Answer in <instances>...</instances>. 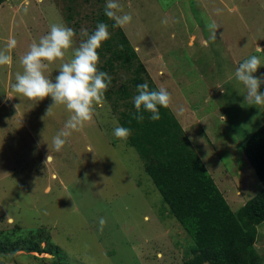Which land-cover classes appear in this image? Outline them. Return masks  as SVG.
Here are the masks:
<instances>
[{"label": "rangeland", "instance_id": "obj_1", "mask_svg": "<svg viewBox=\"0 0 264 264\" xmlns=\"http://www.w3.org/2000/svg\"><path fill=\"white\" fill-rule=\"evenodd\" d=\"M119 3L118 14L130 12L133 19L115 27L104 15L106 0L0 5V50L12 56L11 64L0 65V233L14 240L13 231L33 236L40 231L49 238L48 243L41 239V248L52 249L26 252L20 245L0 253V264H184L193 258L192 240L169 213L138 154L127 138L113 135L126 99L115 102L113 93L104 92L103 102L93 105L92 120L54 152L52 137L63 129L69 111L58 104L46 113L51 97L30 100L12 89L16 74L23 72L21 57L52 23L71 27L75 35L46 76L54 79L60 64L70 60L87 38L84 30L90 34L104 22L109 40L120 28L157 89L170 92L168 107L230 209L236 213L262 189L241 145L264 124V105L245 99L235 69L250 55L264 62V0ZM13 36L16 46L7 49ZM108 54H99L98 70ZM107 73L113 92L132 75L119 62ZM260 73L264 66L254 75ZM255 249L264 264V222L257 226Z\"/></svg>", "mask_w": 264, "mask_h": 264}, {"label": "trees", "instance_id": "obj_2", "mask_svg": "<svg viewBox=\"0 0 264 264\" xmlns=\"http://www.w3.org/2000/svg\"><path fill=\"white\" fill-rule=\"evenodd\" d=\"M103 50L109 54L102 71H114L116 62L131 70L126 84L114 92L108 86L105 94L113 93L115 102L126 99L118 113L120 125L131 130L127 144L138 154L171 216L192 240L193 258L184 264H262L255 240L257 226L264 222V124L241 145L262 189L234 213L169 107L160 108L156 121L148 119L149 113L142 121L133 117L136 86L146 82L150 89L157 87L120 28L98 53ZM12 236L16 238L0 233V253L14 252L20 245L26 252H52L47 246L41 248V239L48 243L49 238L40 231L36 236L13 231Z\"/></svg>", "mask_w": 264, "mask_h": 264}, {"label": "clouds", "instance_id": "obj_3", "mask_svg": "<svg viewBox=\"0 0 264 264\" xmlns=\"http://www.w3.org/2000/svg\"><path fill=\"white\" fill-rule=\"evenodd\" d=\"M121 8L119 0H106L104 15L114 20L113 27L124 26L132 22L133 16L130 12L118 14ZM162 23L166 24L167 20H163ZM108 27L106 23L99 22L90 34L84 30L87 38L72 50L70 60L60 64L54 79L44 73L51 62L63 58L65 51L71 48L75 35L71 27L62 23H52L49 31L41 36L38 42L34 41L20 59L23 72L16 74L15 82L11 85L12 89L30 100L39 101L46 96L51 97L52 103L46 113L58 104L64 105L70 113L63 129L52 137L51 144L54 152L62 149L66 144V138L74 130H79L85 122L92 120L95 110L93 105L103 102L104 92L111 82V77L107 72L98 70L99 53L97 49L103 41L108 39ZM209 27L217 28L218 26L212 24ZM213 38H215V33H213ZM16 43L15 37H10L6 48L12 49ZM11 63V54L0 50V65ZM260 66H264L260 56L250 55L236 67L235 78L247 90L245 99L250 103L264 105V91L259 90L260 85L264 84V73L254 75ZM136 88L137 94L133 97L136 112L133 117L142 121L145 118L144 113H149L148 119L159 120L160 108L168 107L170 104V92L163 87L150 89L146 82L138 84ZM180 111L183 109L181 108ZM130 131L129 128L117 124L113 129V135L117 138H127ZM51 159L52 156L48 154L47 160ZM105 223V219L101 217L100 226L102 227ZM48 259L54 260L55 257L48 254Z\"/></svg>", "mask_w": 264, "mask_h": 264}, {"label": "crops", "instance_id": "obj_4", "mask_svg": "<svg viewBox=\"0 0 264 264\" xmlns=\"http://www.w3.org/2000/svg\"><path fill=\"white\" fill-rule=\"evenodd\" d=\"M257 47H260V46H257ZM261 48V47H260ZM186 123V122H185ZM185 130V129H184ZM186 131V130H185ZM187 133V132H186ZM188 135V134H187ZM189 136V135H188ZM201 146V145H200ZM244 205V204H243Z\"/></svg>", "mask_w": 264, "mask_h": 264}]
</instances>
